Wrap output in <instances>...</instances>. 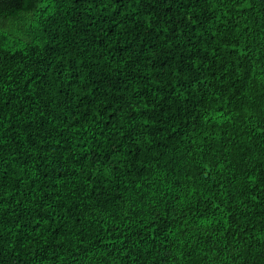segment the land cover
<instances>
[{"label": "trees", "instance_id": "obj_1", "mask_svg": "<svg viewBox=\"0 0 264 264\" xmlns=\"http://www.w3.org/2000/svg\"><path fill=\"white\" fill-rule=\"evenodd\" d=\"M0 264H264V0H2Z\"/></svg>", "mask_w": 264, "mask_h": 264}, {"label": "snow or ice", "instance_id": "obj_2", "mask_svg": "<svg viewBox=\"0 0 264 264\" xmlns=\"http://www.w3.org/2000/svg\"><path fill=\"white\" fill-rule=\"evenodd\" d=\"M0 2H2V0H0Z\"/></svg>", "mask_w": 264, "mask_h": 264}]
</instances>
